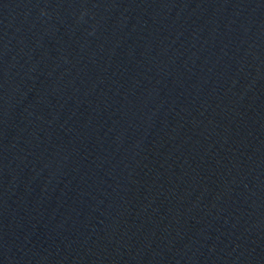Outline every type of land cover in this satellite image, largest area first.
I'll return each instance as SVG.
<instances>
[{
	"label": "water",
	"instance_id": "water-1",
	"mask_svg": "<svg viewBox=\"0 0 264 264\" xmlns=\"http://www.w3.org/2000/svg\"><path fill=\"white\" fill-rule=\"evenodd\" d=\"M0 264H264V0H0Z\"/></svg>",
	"mask_w": 264,
	"mask_h": 264
}]
</instances>
